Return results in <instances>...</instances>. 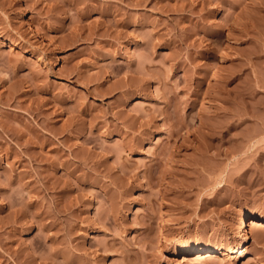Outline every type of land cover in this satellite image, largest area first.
<instances>
[{"label":"rangeland","instance_id":"obj_1","mask_svg":"<svg viewBox=\"0 0 264 264\" xmlns=\"http://www.w3.org/2000/svg\"><path fill=\"white\" fill-rule=\"evenodd\" d=\"M0 264H264V0H0Z\"/></svg>","mask_w":264,"mask_h":264},{"label":"bare ground","instance_id":"obj_2","mask_svg":"<svg viewBox=\"0 0 264 264\" xmlns=\"http://www.w3.org/2000/svg\"><path fill=\"white\" fill-rule=\"evenodd\" d=\"M127 211L126 214L127 215ZM253 216L252 215H244L242 214L238 222L234 226V237L237 239L236 243L233 244L232 246H228L225 248L226 251L232 253V260L236 261L240 259L242 253H243V240L245 239L246 232L248 230V225L249 222L254 221L252 220ZM256 226L257 227H262L263 226V221L262 220H255ZM174 250L176 253L182 254L186 253L187 251H194V252H206L209 253V255H214V254H223V251H221V248L219 247H211L205 244H190L187 242H180L177 246L174 247Z\"/></svg>","mask_w":264,"mask_h":264}]
</instances>
